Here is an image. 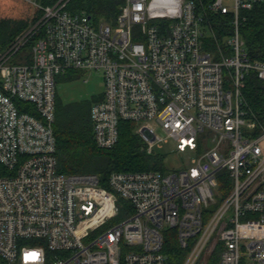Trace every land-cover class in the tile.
I'll return each instance as SVG.
<instances>
[{
    "label": "built area",
    "instance_id": "1",
    "mask_svg": "<svg viewBox=\"0 0 264 264\" xmlns=\"http://www.w3.org/2000/svg\"><path fill=\"white\" fill-rule=\"evenodd\" d=\"M25 1L41 14L0 51V264H264V124L244 92L249 74L264 80V60L241 34L264 0H125L103 20L73 0ZM209 13L232 16L230 52ZM33 37L29 60L14 61ZM75 69L103 74L99 148L131 121L148 153L173 138L191 165L114 171L108 185L60 171L57 76Z\"/></svg>",
    "mask_w": 264,
    "mask_h": 264
},
{
    "label": "trees",
    "instance_id": "2",
    "mask_svg": "<svg viewBox=\"0 0 264 264\" xmlns=\"http://www.w3.org/2000/svg\"><path fill=\"white\" fill-rule=\"evenodd\" d=\"M198 1H202L206 6L212 0ZM124 2L125 0H73L71 6L84 9L96 18L103 16L109 19L118 14L119 6ZM244 15L246 20L241 25V34L246 48L253 59L264 60V3L244 11ZM209 16L218 41L226 52H230L225 38L232 32V16L220 13H209ZM36 19L37 14L19 8L12 1L0 0V51ZM205 43L208 49H217L213 36L208 37ZM244 92L252 110L264 124V80L259 79L254 73L249 74ZM101 98L102 96L97 101ZM20 107L24 109L22 103ZM54 128L59 169L62 172L95 173L99 175L103 185H108V178L114 171L166 170L164 155L157 152L148 153L144 140L136 131V124L131 121L121 123L119 141L110 149L99 148L94 140L91 109L89 112L81 111L75 127L67 122L62 114H58V117L56 115ZM8 173V169L0 163V175ZM220 181L225 192H228L229 177L223 173ZM169 240L166 244V253L172 258L184 255L178 246L176 236Z\"/></svg>",
    "mask_w": 264,
    "mask_h": 264
},
{
    "label": "rangeland",
    "instance_id": "3",
    "mask_svg": "<svg viewBox=\"0 0 264 264\" xmlns=\"http://www.w3.org/2000/svg\"><path fill=\"white\" fill-rule=\"evenodd\" d=\"M16 3L19 8L37 14L40 16L41 12L32 4L24 0H7ZM229 5L231 3L227 2ZM95 19L96 16H93ZM105 17L96 19L103 20ZM23 32V31H22ZM36 37H33L17 56L14 61H27L30 58V50ZM104 90L103 74L101 71H85V70H70L61 73L57 76L56 83V115L62 116L72 126L77 125V119L80 117L81 111L89 112L92 106L97 102V99L102 96ZM160 135L167 138L161 130ZM155 152L164 155V162L166 168L179 170L181 168L189 167L191 165V157L194 153H178L176 151V142L173 138L163 141L162 146H155ZM119 220V219H116ZM176 233H171V238H175Z\"/></svg>",
    "mask_w": 264,
    "mask_h": 264
}]
</instances>
